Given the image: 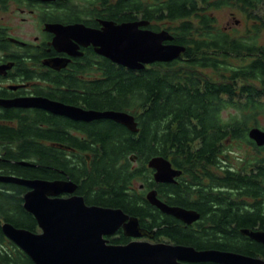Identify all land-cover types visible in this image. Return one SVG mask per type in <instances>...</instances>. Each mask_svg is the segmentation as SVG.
I'll use <instances>...</instances> for the list:
<instances>
[{"label":"trees","instance_id":"obj_1","mask_svg":"<svg viewBox=\"0 0 264 264\" xmlns=\"http://www.w3.org/2000/svg\"><path fill=\"white\" fill-rule=\"evenodd\" d=\"M91 2L100 5L95 14L111 21L144 20L154 32L169 31L174 37L171 43L184 46L185 53L173 62L140 71L108 62L106 81L86 88L83 98L87 96L88 108L124 111L139 123V133L110 121H104L108 128L95 129L90 135L95 145L92 170L87 169L85 157L58 158L38 144V137L59 139L54 124L64 129L80 126L64 118L25 115L18 130L0 126V173L29 179L70 177L97 196L93 203L122 208L174 244L264 259V245L241 233L264 231V146L258 147L249 137L253 128L264 131V0ZM223 7H236L251 23L243 35L232 36L217 26L214 12ZM40 123L48 129H41ZM9 140L18 144L17 149L7 146ZM238 143L251 147L254 155L233 164L228 154ZM132 153L142 162L153 155L171 157L183 170V178L192 180L173 191L172 202L195 209L199 221L187 226L160 214L141 194L129 190L134 178H148L144 166L131 170L127 162ZM24 190L0 183V264H32L2 231L4 223L32 231L36 226L23 207Z\"/></svg>","mask_w":264,"mask_h":264},{"label":"flooded vegetation","instance_id":"obj_2","mask_svg":"<svg viewBox=\"0 0 264 264\" xmlns=\"http://www.w3.org/2000/svg\"><path fill=\"white\" fill-rule=\"evenodd\" d=\"M94 9L98 12L101 10L100 5H93L91 0H0V126L18 130L21 124L20 118L25 119V115H32L30 117H38V119L41 120L43 117L48 119L57 117L71 121L74 125L80 126V129L76 127L64 129L61 124H54L56 127L55 131H59V139L64 137L65 140H49L38 137V144L40 147L53 150L58 154V158L63 155L66 159L74 161L85 157L86 166L89 171L92 170V164L95 158L92 152L94 151L93 148L95 145L90 142V135L93 134V131L95 129L102 130L108 128V125L105 124L104 121H110L123 127L130 133H139L137 118L133 114L124 111H115L127 113L134 118L137 127V132H134L127 126L113 120L99 119L86 122L63 115L53 114L43 108L26 107L24 104L31 99H47L66 106L81 108L85 111H99L87 107V96L83 98L86 88L95 82L106 81L105 73L108 69V62L119 67L129 68L114 63L110 59L100 55L96 50L97 48L92 44L83 45L73 38L72 31L69 29L75 26H83L86 29L102 31L105 22H113L116 25L122 24L111 21L105 16L95 14ZM148 26L142 29L150 30ZM151 65H147L145 68ZM77 96H79V100H76L78 98ZM8 102L11 104L14 103L15 105L9 107L3 105V103ZM76 102H78V104H76ZM30 112H33V114H28ZM34 112H38V114L35 115ZM39 127L44 130L48 129L45 123H40ZM62 128L64 131H62ZM95 133H99V131ZM106 133L107 132H104L101 135ZM10 142L7 143V146L17 149L18 144L16 146V144H13V141ZM89 142L90 145H83V143ZM0 147H2V145ZM84 147L86 149H83ZM100 149L101 147L97 146V150ZM159 159L169 162L171 168L181 172V174L174 177L171 182H159L156 179L158 169L155 166H151L152 161ZM122 162H126L125 158ZM127 163H130L131 170H143L142 166H144L148 174V178L147 180L145 179V181L134 178L131 181L129 190L141 194L143 200L157 209L160 214L172 216L162 212L159 208L150 203L148 196L152 193L156 195L158 200L167 206L196 211L193 208L173 204L172 202L174 198L173 191L183 189L186 183L192 180L183 178V170L173 164L171 157L166 158L160 155H153L142 162L137 154L132 153L128 156ZM0 176H12L31 181L69 183L72 187H75L73 192H63L56 196H50L49 198L70 199L78 197L82 198L88 207H100L123 211V213L128 216V220L125 221L115 233L104 236V240L108 245L127 246L131 243L177 245L172 243L168 238L159 237L156 228L149 229L144 227L140 223L139 218L126 213L122 208L105 207L93 203L91 199L95 195L89 194V190L84 188L85 185L82 181L76 182L70 177H59L50 180L40 178L29 179L12 174L3 175L2 173H0ZM17 186L25 189L22 195L24 202L25 195L32 190L25 186ZM195 187L196 186L193 188ZM195 200L196 195H194L193 198V201ZM26 213L33 216L27 211ZM33 218L36 223L33 231L25 230L35 234H42L43 231L36 218L34 216ZM138 234L140 236L136 237ZM6 239L9 240L8 238ZM9 241L13 243L11 240ZM14 245L16 246V244ZM23 253L26 254L25 252ZM28 259L29 263L35 264L29 256ZM181 263L218 264L212 262Z\"/></svg>","mask_w":264,"mask_h":264},{"label":"water","instance_id":"obj_3","mask_svg":"<svg viewBox=\"0 0 264 264\" xmlns=\"http://www.w3.org/2000/svg\"><path fill=\"white\" fill-rule=\"evenodd\" d=\"M148 25L149 22L144 20L120 25L105 22L102 31L86 29L83 26H75L69 30L79 43L92 44L100 55L133 70H142L154 63L173 62L185 53L184 46L171 43L174 37L169 31L154 32L142 29ZM3 105L9 107L15 104L8 102ZM24 106L43 108L53 114L86 122L113 120L137 132L134 118L124 112L85 111L47 99H31ZM249 137L258 147L264 146L263 130L253 128ZM151 166L158 169L156 179L159 182H171L181 174L162 159L152 161ZM0 182L17 184L32 190L25 195L24 208L36 218L43 233H31L9 223L2 225V231L5 237L25 252L35 264H264L261 258L219 250L199 251L183 245H108L104 236L115 233L128 220L123 211L88 207L84 200L78 197L49 198L59 193L73 192L75 187L69 183L31 181L12 176H0ZM148 200L162 212L187 225H192L200 219L198 212L167 206L158 200L154 193L148 196ZM241 233L264 245V231L243 229ZM138 236L140 235L136 237Z\"/></svg>","mask_w":264,"mask_h":264},{"label":"rangeland","instance_id":"obj_4","mask_svg":"<svg viewBox=\"0 0 264 264\" xmlns=\"http://www.w3.org/2000/svg\"><path fill=\"white\" fill-rule=\"evenodd\" d=\"M217 18V26L225 31H228L232 36L243 35L247 26L251 23L247 22L244 14L236 7H223L222 9L214 12ZM264 44V38L262 40ZM254 155L252 148L245 144H234L232 152L228 154L230 161L236 164L240 158H251ZM248 158V159H249Z\"/></svg>","mask_w":264,"mask_h":264}]
</instances>
